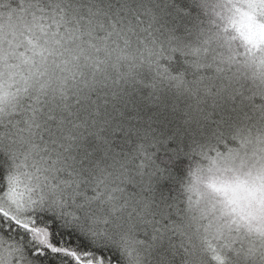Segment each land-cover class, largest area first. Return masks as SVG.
Segmentation results:
<instances>
[{"label": "snow or ice", "instance_id": "obj_1", "mask_svg": "<svg viewBox=\"0 0 264 264\" xmlns=\"http://www.w3.org/2000/svg\"><path fill=\"white\" fill-rule=\"evenodd\" d=\"M0 264H264V0H0Z\"/></svg>", "mask_w": 264, "mask_h": 264}]
</instances>
